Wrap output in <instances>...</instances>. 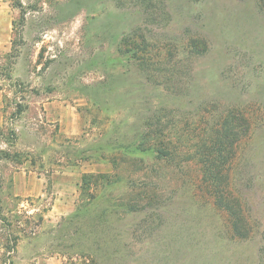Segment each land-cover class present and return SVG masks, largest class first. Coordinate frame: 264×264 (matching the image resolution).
I'll list each match as a JSON object with an SVG mask.
<instances>
[{
	"label": "rangeland",
	"instance_id": "rangeland-1",
	"mask_svg": "<svg viewBox=\"0 0 264 264\" xmlns=\"http://www.w3.org/2000/svg\"><path fill=\"white\" fill-rule=\"evenodd\" d=\"M231 107L255 125L232 174L248 239L232 235L179 139ZM0 139L20 153L0 161V264H94L80 236L96 223L102 248H166L161 264H264V10L0 0ZM129 198L146 210L127 212Z\"/></svg>",
	"mask_w": 264,
	"mask_h": 264
},
{
	"label": "trees",
	"instance_id": "trees-1",
	"mask_svg": "<svg viewBox=\"0 0 264 264\" xmlns=\"http://www.w3.org/2000/svg\"><path fill=\"white\" fill-rule=\"evenodd\" d=\"M259 7L264 10V0H257ZM22 5V4H20ZM191 50L197 54L205 53L207 45H198L195 39L190 42ZM130 51V50H129ZM255 125L246 111L231 107L213 118L208 119L201 128L193 129L195 138L187 135L184 127L179 134V139L183 142H191L193 153L185 154L186 159L197 158L202 165V182L210 196L213 197L216 206L226 211L230 223V230L234 237L248 239L254 233L255 224L248 216L245 208V199L235 192L233 186V170L238 149L241 141L249 137ZM199 129V130H198ZM4 139H0V161L13 159L17 160L19 152H12L8 148H3ZM10 145H13L12 142ZM160 155L171 157L173 152L159 148ZM85 188H89V185ZM94 194L89 199L95 198ZM127 212L142 209L143 206L134 198L128 200ZM124 207V206H123ZM80 257L88 258L96 264L86 251ZM5 264H14L13 262Z\"/></svg>",
	"mask_w": 264,
	"mask_h": 264
},
{
	"label": "crops",
	"instance_id": "crops-1",
	"mask_svg": "<svg viewBox=\"0 0 264 264\" xmlns=\"http://www.w3.org/2000/svg\"><path fill=\"white\" fill-rule=\"evenodd\" d=\"M140 210L144 211L146 210V207H143L139 210H135L133 212H139ZM129 215H132V212L129 213ZM133 216H135V214ZM144 220H146V218H144ZM96 225L97 223L92 226V229L87 231L85 237H83V235L80 236V240L82 241V245H84V248H86L87 254H89L92 258L95 259L96 264H150V262L147 261L148 259H154L155 263L161 264L163 261L162 256L156 255L161 254V251H163L165 257H167L166 248H157L161 251L154 250L156 248H131L129 247L130 243L128 245V248H102L103 244H101V241L103 242V234L100 229L96 227ZM128 233L129 239L134 237V224L132 223V220L128 226ZM137 253H143L144 255L140 259L141 262H139L138 260L136 261Z\"/></svg>",
	"mask_w": 264,
	"mask_h": 264
}]
</instances>
